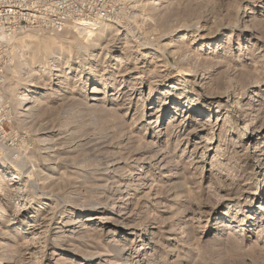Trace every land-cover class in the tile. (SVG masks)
Wrapping results in <instances>:
<instances>
[{
	"label": "rangeland",
	"instance_id": "374dc122",
	"mask_svg": "<svg viewBox=\"0 0 264 264\" xmlns=\"http://www.w3.org/2000/svg\"><path fill=\"white\" fill-rule=\"evenodd\" d=\"M96 1L0 47V264H264V0Z\"/></svg>",
	"mask_w": 264,
	"mask_h": 264
},
{
	"label": "built area",
	"instance_id": "2783aa9c",
	"mask_svg": "<svg viewBox=\"0 0 264 264\" xmlns=\"http://www.w3.org/2000/svg\"><path fill=\"white\" fill-rule=\"evenodd\" d=\"M106 17L104 6L96 0H0V47L8 37L26 31L58 33L77 19ZM6 80V70L0 62V120Z\"/></svg>",
	"mask_w": 264,
	"mask_h": 264
},
{
	"label": "bare ground",
	"instance_id": "6f19581e",
	"mask_svg": "<svg viewBox=\"0 0 264 264\" xmlns=\"http://www.w3.org/2000/svg\"><path fill=\"white\" fill-rule=\"evenodd\" d=\"M100 19V18H99ZM93 21V20H92ZM76 25L77 26H84L85 25V21L83 19H77L76 21ZM87 26V25H86ZM84 34H85V37H84V43L88 44L90 41H92L93 37H94V30L92 29H87L84 31ZM129 34V33H128ZM98 56V55H97ZM95 57V56H94ZM52 70V69H51ZM125 76V75H123ZM88 80L89 82H92L94 81V77L93 76H88ZM34 85L33 84H29L27 87L24 88V91H22L20 94H19V98L18 100L21 101V102H25L27 103V95L25 93H29L31 92L30 90V87H33ZM246 99H251V96H246ZM29 101V100H28ZM251 109V108H250ZM28 109H26L27 111ZM31 110V109H30ZM29 110V111H30ZM25 111V109H24ZM249 111V110H248ZM22 201V200H21ZM32 227V226H31Z\"/></svg>",
	"mask_w": 264,
	"mask_h": 264
}]
</instances>
